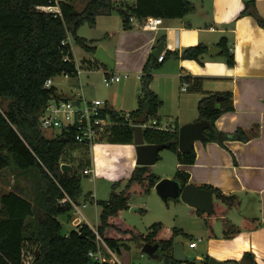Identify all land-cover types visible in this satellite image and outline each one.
<instances>
[{
    "label": "trees",
    "instance_id": "obj_1",
    "mask_svg": "<svg viewBox=\"0 0 264 264\" xmlns=\"http://www.w3.org/2000/svg\"><path fill=\"white\" fill-rule=\"evenodd\" d=\"M55 0H0V171L6 167H14L21 173L41 174L46 180L47 188L42 192L41 201L45 206V215L36 228L28 222V218L36 214L32 201L20 191L12 190L2 195L0 208V264H23V249L28 245L40 250L35 264H88L91 259L88 251L95 248V233L92 227L81 222L68 233H64L59 214L70 212L73 205L60 201L68 195L79 203L82 196V179L75 168L74 151L82 150L78 165L84 169L91 164V157L86 153L90 147L77 143L75 128L63 130L52 137L45 135L40 127V116L52 99H62L56 86H46L50 78L62 75H77V67L73 59L70 37L87 51H94L93 40L78 35L79 28L88 22L96 23L98 13L114 8L112 0H89L85 8L79 11L74 0H59L60 12H50L42 6L55 5ZM254 2H247L243 14L252 13L259 24L264 27V18L249 8ZM117 9L123 17L125 29L132 28L131 17L144 20L149 16H160L164 19L184 17L196 10L192 0H137L134 5L125 4ZM165 41V36L158 42ZM223 49L222 57L228 65H235L236 59L228 46L227 37L218 43ZM208 46L199 43L185 48L182 52L167 51L168 57L194 59L204 63V55ZM156 58L149 56L142 75V97L139 108L130 113L133 120L142 114L156 118V112L162 101L151 90L153 70L159 67ZM188 79L192 80L191 77ZM199 83L201 78H193ZM232 92L205 93L198 104L199 118L210 123L205 129L204 142L216 141L226 146V140L248 141L250 135L241 127L234 132H223L216 125L217 119L225 112L233 110ZM113 119L121 122L112 127L111 143H133L134 130L128 120L114 108L108 110ZM176 131L145 128L144 136L148 143H167L180 163L192 164L197 153L195 147L187 152L179 150V127ZM87 151V152H86ZM161 158V156H160ZM66 162L74 167L72 172L62 170L61 163ZM174 178L183 184L188 183L189 172L178 169ZM161 178L152 166L137 165L128 180H120L114 184L109 200L98 201L101 235L113 247L129 246L123 240L132 239L160 244V257L167 263L181 264L174 257L175 236L185 234L183 229L174 227L167 229L162 222H156L148 233H143L121 221V210L129 208L133 191L148 192ZM125 183L121 190L118 184ZM203 188L213 191L218 201L214 203L211 213L197 211L200 215H211L209 227L213 231V218L225 216L229 209L240 206L237 194H226L221 189L202 184ZM242 226L230 224L226 220L224 235L233 237L242 227L254 229L260 220L257 217L244 215ZM36 249V250H37ZM36 258V251H35ZM251 264H258L253 253L246 252ZM238 264L239 261L228 259L223 264ZM208 264V260L206 261Z\"/></svg>",
    "mask_w": 264,
    "mask_h": 264
},
{
    "label": "crops",
    "instance_id": "obj_2",
    "mask_svg": "<svg viewBox=\"0 0 264 264\" xmlns=\"http://www.w3.org/2000/svg\"><path fill=\"white\" fill-rule=\"evenodd\" d=\"M136 1L112 0L117 2L114 8L125 4L134 5ZM76 2L77 0H74L77 8ZM88 2L89 0H84L83 8L77 9L83 10ZM193 2L196 5L193 13L180 18L164 19L163 25L156 30L143 27L142 20L137 18L131 22L132 28L125 29L121 13L114 8L98 13L96 23L91 25L94 35L81 37L93 40L96 48L102 45L114 60L115 66L112 68L95 58L96 49L87 51L78 44L83 49L82 62L79 63L70 37L73 59L78 72L74 76H63L67 78L66 82L70 83L76 79L82 86L80 82L84 75L103 72L104 82L106 72L122 74L120 82L108 86L110 88L119 84V92L110 91L109 97L105 100L116 111L131 113L139 108L143 69L149 56L152 55L160 64V69L153 72L150 84L151 90L162 101L156 112V118L164 125L174 124L178 127L198 121V104L205 93L232 92L234 109L223 113L217 119L216 125L223 132H234L241 127L250 135V139L226 140V146L216 141L197 140L194 145L197 153L195 162L183 164L179 162L177 156L175 173L178 169L184 170L190 175L188 183L211 184L226 194H237L240 198V206H245L251 212L250 215H244L257 217L260 220L258 227L254 229L242 227L233 237H226L223 231L224 238L217 242L221 244L213 248V254L217 259L239 261L244 258L246 252H251L258 264H264V27L252 13L243 14L247 6L245 0ZM253 2L249 9L257 10L264 18V0H253ZM162 36H165V41L158 42ZM223 37H227L228 46L235 55L236 62L233 66L227 64L222 54L210 56L207 53L203 58L204 63L182 57H168L164 61H158V57L153 55V51L160 43H163L162 52L165 54L167 51L182 52L185 48L199 43L207 45L208 48L219 46L218 43ZM92 62L99 64L98 71L90 69ZM130 74H137L141 86L133 95L135 98L133 104L136 107L125 111ZM189 77L192 80L188 79ZM195 77L201 78V90H199L200 82L197 85V81L193 79ZM185 82H188L186 88H184ZM60 89L58 93L63 99L78 98L81 101L93 99L85 97L86 90L81 87L76 92L73 88ZM92 151L93 148H91V164L87 166L92 169L90 174L109 181L128 180L138 165L134 142L106 141L99 147V153L94 154ZM8 168L1 170L0 175ZM175 173L168 176L174 178ZM157 175L161 179L164 177L161 174ZM9 191L0 194V208L2 195ZM20 193L33 203L29 193ZM215 198L214 194V200ZM231 210L229 209L228 213ZM35 215L27 219L32 228L37 227L36 222H33V219L38 217ZM244 215L239 224L232 225L242 226ZM226 216L217 217L227 220ZM79 221L75 224L78 225Z\"/></svg>",
    "mask_w": 264,
    "mask_h": 264
},
{
    "label": "rangeland",
    "instance_id": "obj_3",
    "mask_svg": "<svg viewBox=\"0 0 264 264\" xmlns=\"http://www.w3.org/2000/svg\"><path fill=\"white\" fill-rule=\"evenodd\" d=\"M197 1V0H192ZM84 0H77L76 5L78 9H82L84 6ZM114 5L117 2H113ZM80 36L90 37L94 35V29L92 26L85 22L78 30ZM73 42L76 57L78 62H82V51L83 50L75 41L74 37H71ZM99 64L92 62L91 70L98 71ZM160 68L157 67L153 70L155 73ZM100 72H102L100 70ZM68 81L65 76H59L54 80V85L58 89H71L74 91L81 89L86 90L84 96L87 98L102 99L105 100L109 97V92L117 93L119 92L118 85L114 87H108L103 82V72L91 75H84L81 80V85H79L78 80ZM130 88L126 90L127 99L126 106L124 107L125 111H129L136 107L134 106L133 98L134 93L140 88L141 82L137 78V74H130L128 80ZM61 90V89H60ZM74 92V93H75ZM76 95V94H75ZM56 132V131H55ZM48 130L44 131L45 135L48 137L54 136L56 133ZM105 141L95 143L93 146V153H99V147L103 145ZM87 152V151H86ZM74 160L75 168L77 173L81 176L82 179V196L79 200V208L81 212L85 215L86 220L80 219L79 213L75 212L76 209L71 210L70 212H65L59 214V219L63 224L64 233L70 232L72 229L76 228V221L79 222L85 221L91 226H96L99 224L100 218L99 213L101 206H99L98 201L109 200L111 192L113 190L114 184L116 181H109L101 176H94L93 174H85L84 166L80 167L78 165L79 159L85 155L84 151L76 150L74 151ZM91 157V150L87 153ZM161 158L158 162L152 165L154 172L161 174L163 178H171L168 175H174L175 173V164L177 161V155L166 148L163 149L160 153ZM45 178L41 174L37 173H21L14 167H9L0 175V194L9 190H16L20 192L29 193V197L33 200V203L36 205V215L38 216L33 219L34 223L38 225L39 221L45 215V206L43 201H41L42 192H45L47 188ZM125 183L118 184L117 190L123 189ZM218 201L215 198L214 203ZM129 208L121 210L119 218L121 221H124L126 224L135 227L137 230L148 233L151 229V226L156 222H162L167 229H172L178 227L184 230L188 234H179L175 236V240L182 242L185 246V252L189 255L190 264H206V261L211 257H216L214 253V247H218L221 243H217L218 240L224 238L223 229L225 228L226 219L220 217L213 218V231L210 230L209 221L211 215H200L197 213V210L189 205L184 200L170 198L168 201H165L160 194L157 192L156 188L153 187L148 192L140 193L133 191L130 201ZM244 214L250 215L251 212L245 208V206H239L232 208V210L227 214L226 218L229 220L230 224L237 223L239 224L241 218ZM70 217H73L70 219ZM74 219V220H73ZM210 234L212 236H210ZM214 241H213V240ZM196 240L198 246L196 248L190 247V242ZM213 241V243L211 242ZM129 246H123L122 258L125 261L136 262L137 264H165L161 257L155 258L150 256L147 253L142 251L141 245L144 241H136L132 239L123 240ZM212 244V245H211ZM217 258V257H216ZM242 260V259H241ZM240 261V260H239Z\"/></svg>",
    "mask_w": 264,
    "mask_h": 264
},
{
    "label": "built area",
    "instance_id": "obj_4",
    "mask_svg": "<svg viewBox=\"0 0 264 264\" xmlns=\"http://www.w3.org/2000/svg\"><path fill=\"white\" fill-rule=\"evenodd\" d=\"M55 2V5H46L42 6L41 8L50 12H60V8L58 5L59 0H55ZM134 19V17H131V22ZM141 23L143 27L156 30L163 25L164 18L160 16H149L142 20ZM163 59L164 53L162 52L158 56V61H163ZM122 77L123 75L120 73L106 72L104 77V83L106 86H111L114 83L120 82ZM53 83L54 78H50L47 80L46 86L51 87ZM187 86L188 82H185L184 88H186ZM109 108L111 107L108 105L106 100L102 99L84 101H81L78 98L52 99L48 103L43 114L40 116V127L44 131H56L55 133L75 128L76 142L89 146L91 150L95 143L108 141V139L112 136V127L121 124V122H118L112 118L110 112L108 111ZM121 115L124 116L126 120H128V123L132 125V127L138 124L136 120H133L131 118L130 113L123 112L121 113ZM140 124L142 125L143 129L149 127L168 131H176L178 129L177 126L174 124L164 125L159 119L153 116H146L145 122ZM84 173L90 174L92 173V169L90 167H86L84 169ZM60 202H70L73 205V209H76L75 212L80 214L78 215L79 218L86 220L85 215L81 212V209L79 208V203L75 202L71 197L66 195ZM91 227L94 230L96 236V245L95 248H92L88 251V257L91 259L90 263L88 264H137L136 262L125 261L122 258V248L126 245H119L118 247L111 246L101 235L98 225ZM145 243L146 242H143V244L141 245V249L144 253H146L143 250V246ZM189 245L192 248H196L198 246V242L196 240H193L190 242ZM36 249V247H31L27 244V246L23 249V264H32L34 262ZM163 261L165 264H172L165 262V260ZM181 264L190 263L187 260L181 261Z\"/></svg>",
    "mask_w": 264,
    "mask_h": 264
},
{
    "label": "water",
    "instance_id": "obj_5",
    "mask_svg": "<svg viewBox=\"0 0 264 264\" xmlns=\"http://www.w3.org/2000/svg\"><path fill=\"white\" fill-rule=\"evenodd\" d=\"M247 2L253 0H245ZM163 51V43H160L158 47L153 51V55L158 57ZM223 53V49L220 46H211L208 49L210 56H218ZM95 58L100 59L104 63L108 64L112 68L115 66L114 60L109 56L107 51L102 45L96 48ZM146 116L142 114L136 119L138 123L133 127L134 130V144L136 145L137 152V164L138 165H154L160 158V152L168 147L167 143L157 144L146 142L144 136V129L140 123L145 122ZM210 127V123L205 120L196 122H189L179 127V150L181 152H187L194 147L197 140H204L206 138L205 129ZM62 170L66 172H72L74 167L69 163H62ZM155 188L160 196L168 201L170 198L182 199L189 205L194 207L197 211L211 213L214 209V193L212 190L203 188L200 185L189 182L183 184L176 178H162L160 179ZM143 250L152 257H159L160 244L146 242L143 246ZM174 257L180 261H187L189 255L185 252V246L182 242H174ZM40 250H36V258L32 264H35L36 259L39 257ZM208 264H223V261L216 257H211L208 260ZM234 264V263H230ZM238 264H251L248 258H243Z\"/></svg>",
    "mask_w": 264,
    "mask_h": 264
}]
</instances>
